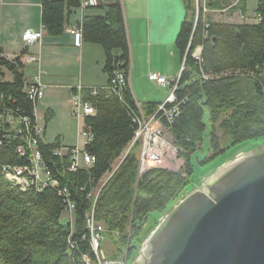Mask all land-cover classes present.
<instances>
[{
  "label": "trees",
  "instance_id": "1",
  "mask_svg": "<svg viewBox=\"0 0 264 264\" xmlns=\"http://www.w3.org/2000/svg\"><path fill=\"white\" fill-rule=\"evenodd\" d=\"M181 2L186 13L175 47L186 69L179 75L177 93L178 98L187 100L169 128L176 142L189 152L182 154L190 169L192 160L204 165L224 150L215 135L218 121L231 145L264 137V0H256L259 19L253 23L214 21L201 12L196 16L194 0ZM228 5L230 0H205L209 9ZM78 6L79 0H41L43 29L52 36L61 34L70 9ZM104 7V14L82 19V40L102 46L107 73L115 62L127 72L130 52L121 2L110 0ZM233 8L244 14L245 0H238ZM195 53L200 61L194 58ZM0 67L12 75L10 80L0 78V106L32 117L33 103L23 91L26 79L18 56L9 60L0 55ZM82 95L94 110L83 119L92 134L86 151L94 156V163L69 171L68 156L52 153L61 145L59 138L38 143L42 159L74 205L72 224L60 220L65 208L56 191L21 190L5 177V165L23 160L15 153L19 141L2 138L0 264H87L85 257L94 263L86 226L91 211L94 223L103 226L101 235L113 238L120 249L127 227L130 225L131 235H138L149 216L166 207L184 185L178 173L164 168L152 166L138 174V145L125 151L137 128L131 122V111L139 110L127 81L120 98L105 92L92 95L88 89H83ZM142 108L146 114L155 110L151 104Z\"/></svg>",
  "mask_w": 264,
  "mask_h": 264
},
{
  "label": "crops",
  "instance_id": "2",
  "mask_svg": "<svg viewBox=\"0 0 264 264\" xmlns=\"http://www.w3.org/2000/svg\"><path fill=\"white\" fill-rule=\"evenodd\" d=\"M109 1L99 0L97 6L86 9L72 7L61 34L52 36L47 34L41 24V0H0V55L12 60L22 52L39 54L38 65H23L24 71H28L25 79L28 80L38 69L41 70L43 95L36 106L38 123L42 127L43 137L48 126L54 125L61 145H75L80 141L78 133L84 122L74 115L71 104L76 87H100L109 79L104 70L102 46L83 40L80 46L74 45L69 27L80 24L85 16L104 14V6ZM120 2L130 52L127 87L137 108L143 111L142 107L147 104L156 107L168 95V88L157 85L148 78V74L157 73L174 78L180 73L182 58L175 47V37L182 18L183 4L179 0ZM230 11L233 14L230 21H224L243 22L239 9L232 8ZM244 16L246 20L249 17L246 11ZM25 30H41L39 42L25 45L21 38Z\"/></svg>",
  "mask_w": 264,
  "mask_h": 264
},
{
  "label": "water",
  "instance_id": "3",
  "mask_svg": "<svg viewBox=\"0 0 264 264\" xmlns=\"http://www.w3.org/2000/svg\"><path fill=\"white\" fill-rule=\"evenodd\" d=\"M240 149L153 217L128 264H264V141Z\"/></svg>",
  "mask_w": 264,
  "mask_h": 264
},
{
  "label": "built area",
  "instance_id": "4",
  "mask_svg": "<svg viewBox=\"0 0 264 264\" xmlns=\"http://www.w3.org/2000/svg\"><path fill=\"white\" fill-rule=\"evenodd\" d=\"M195 1V15L200 12L203 17L207 11L216 10L209 9L205 6V0L200 3V0ZM238 0L231 2L230 5L225 6L219 11L226 8H233ZM99 4V0H79V7L86 9L88 7H95ZM242 19L245 22H256V13L253 17L244 19V14L241 13ZM207 25V24H206ZM70 33L73 35V43L80 46L82 43L81 23L69 27ZM41 37V30H25L22 35V41L25 45H31L39 42ZM194 58L200 61L199 54H193ZM18 61L21 65L28 63L39 64L40 58L38 53L22 52L18 55ZM119 62L113 64L114 68L108 73L109 79L104 86L90 87L88 90L90 94L96 95L99 92L107 94H115L121 97V90L124 81H127L126 71L118 68ZM186 69L184 59L180 66V73ZM179 73V75H180ZM179 75L174 78H166L157 73H149L148 78L154 81L157 85L168 88V95L166 99L155 107L151 114H145L143 111H131V122L135 127H139L138 139H135V144L138 145V174L146 171L152 166L160 167L163 164V158L166 156L165 146L163 143V131L159 123L164 121L165 125L171 126L181 112V105L187 100L186 97L178 98V80ZM81 85L76 87L71 100L73 113L77 118L84 119L85 116L91 115L94 110L88 101L83 99ZM24 93L33 103L32 117H28L19 113L18 110H13L10 107L0 106V144L2 138L6 140L11 137V140L19 141L15 147V153L22 158L23 162L18 165H5L9 170L16 172V178L20 179L21 185L26 189H34L35 191H43L46 188H51L62 198L64 210L62 212V220L65 224L73 223V208L74 205L69 198V194L65 187H61L58 180L51 174L46 163L42 159V154L39 150L38 143L42 137V127L38 123L37 117V101L43 95V83L41 82V70H37L31 78L26 80L23 89ZM2 98V96H0ZM11 134V136H9ZM79 143L75 145H60L52 150V153L62 157L68 156L69 164L67 169L75 171L79 167H90L95 158L92 154L86 151V146L92 140V134L88 128L82 124L79 130ZM86 224L91 228V237L97 239V249L99 247V235L101 226L96 225L93 220L92 211L86 218ZM88 264H127L126 258L108 259L104 256V262L90 263L89 259L85 257ZM96 258V256H95Z\"/></svg>",
  "mask_w": 264,
  "mask_h": 264
},
{
  "label": "rangeland",
  "instance_id": "5",
  "mask_svg": "<svg viewBox=\"0 0 264 264\" xmlns=\"http://www.w3.org/2000/svg\"><path fill=\"white\" fill-rule=\"evenodd\" d=\"M203 1L204 0H200V3H202ZM233 1H235V0H230V4ZM179 3H181V0H179ZM245 5H246V14L249 17H253L255 15V10H256V0H245ZM194 6H195V1H194ZM230 10H231V8H226L223 11H219L218 9L210 10V11L206 12L205 17L210 18L214 21H224V20L230 21V17H232V15H233ZM181 11H182V18H181L180 23H179V28H180V24L182 22V19L186 13V11L183 7H182ZM258 19H259V16L256 14V21ZM179 28H178V31H179ZM178 31H177V33H178ZM0 71H2V72H0V78H2V79H7V78L11 79L12 78L11 73L7 72V70H5L4 68L0 67ZM24 73H25L24 78H26V76H28V75H26L28 73V71L25 70ZM215 126H216L215 135L218 138V141H219L221 148L224 150L214 160H212L211 162H208L204 165H199L196 160H192V164H191L190 169L188 168V164L186 163L185 156L182 154L184 152L187 153L188 151H186L183 148V146L180 145L179 142H176V139L174 137V134L171 131V128H168L166 126L164 128H162V131H163L162 146H165L167 153H166L165 158H163V160H164L163 164L159 168H164V169H167L171 172L178 173L184 179V185L174 195V198L168 203V205L166 207H164L162 210H160L156 213H153L149 216V218L147 219V221L145 222L143 227L140 228L138 235H131L130 225H129L127 227V235H125V243L120 245L121 246L120 249H118L116 243L114 242V239L110 238V236L108 237V235L107 236L101 235V233H100L98 249L96 247V238H90L91 249H92L93 253L95 254V256H96L95 251H97V256H96L97 262H103L104 256L108 259H116V260L118 258L123 257V258L127 259V264H128V261H130L131 256L137 251V249L141 245L142 241L147 237V234L149 233V231L154 227V221L152 220L153 217H159L161 215H164L182 197H184L185 194H187L188 192H190L192 190L198 189L202 184L203 178L204 177L208 178L210 176V174H212L215 171L217 164L220 163L218 161L222 160L227 155H230V153L232 151L233 152L230 155L231 157L235 156L238 152H240L242 150V149H240V147L242 145H244L245 143L264 141V137H263V138H259V139L246 140V141L240 142L238 144L231 145L230 137L228 135L224 134L223 131L220 129L219 121L215 124ZM57 133H58L57 128H55L54 125L53 126L49 125L47 133L44 136V139H43V137H41V139L48 142V143H52L58 137ZM133 134H135V133L133 132ZM137 136H139V133L132 136V138L130 140L131 144L129 142L125 151H127L132 146L133 143L135 144V139H138ZM195 147H196V150L199 149V145L196 144ZM236 150H238V151H236ZM125 151H124V153H125ZM191 156L194 157V154H191ZM5 169L9 170V168L8 167L6 168V166L3 167V172L6 176ZM10 172H12V170ZM6 178L9 181H11V179L9 177L6 176ZM60 220L65 221V220H62V216H61ZM99 225L101 226V230H102L103 229L102 224H99ZM89 232H90V230H89ZM115 234H117V232ZM113 236L116 237L118 235H113Z\"/></svg>",
  "mask_w": 264,
  "mask_h": 264
},
{
  "label": "bare ground",
  "instance_id": "6",
  "mask_svg": "<svg viewBox=\"0 0 264 264\" xmlns=\"http://www.w3.org/2000/svg\"><path fill=\"white\" fill-rule=\"evenodd\" d=\"M85 101H87V100H85ZM140 110V109H139ZM159 125H160V127L161 128H164L165 126L166 127H170V126H168V125H165V123H164V121L163 120H161L160 121V123H159ZM134 133L135 134H138L139 133V127H137L135 130H134ZM135 134H133V135H135ZM138 137V136H137ZM130 144H131V142H130ZM134 144V143H133ZM132 144V145H133ZM137 166H138V159H137ZM7 168V167H6ZM11 171V170H10ZM8 169H5V173H6V176L7 177H9L10 179H11V181L15 184V185H17L21 190H26V187H24L23 185H21V181H20V179H17L16 178V172L15 171H12V172H10ZM5 176V177H6ZM14 179V180H13ZM87 225V227L89 228V224H86ZM89 230H90V233H91V228H89ZM93 247V246H92ZM96 247H97V239H96ZM95 253H96V256H97V251H95ZM86 261V263L88 264V262H87V260H85ZM103 262H104V259H103Z\"/></svg>",
  "mask_w": 264,
  "mask_h": 264
}]
</instances>
